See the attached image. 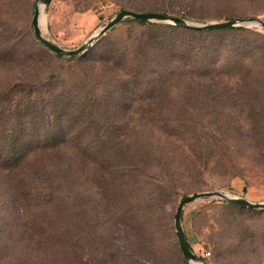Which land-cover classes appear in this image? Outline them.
<instances>
[{"label": "rangeland", "instance_id": "374dc122", "mask_svg": "<svg viewBox=\"0 0 264 264\" xmlns=\"http://www.w3.org/2000/svg\"><path fill=\"white\" fill-rule=\"evenodd\" d=\"M37 1L0 0V150L26 148L14 166L0 158V264H185L182 198L264 202L263 29L165 28L177 55L164 60L139 54L147 27L125 19L85 52L57 56L33 36ZM124 9L264 21V0H50L39 30L72 50ZM59 98L76 106L63 114ZM223 203L183 209L193 252L264 264V209Z\"/></svg>", "mask_w": 264, "mask_h": 264}, {"label": "water", "instance_id": "95a60500", "mask_svg": "<svg viewBox=\"0 0 264 264\" xmlns=\"http://www.w3.org/2000/svg\"><path fill=\"white\" fill-rule=\"evenodd\" d=\"M50 0H38L34 5L33 15L31 18V25L34 37L36 40L47 48L50 52L57 56H77L85 52L94 42H96L100 37L110 31L114 26L119 24L125 19H136L145 23H167L173 26L187 28L198 31H207V30H217V29H229L236 27H259L264 30V21L258 18H246V19H231L223 22H212V23H194L191 21H185L181 18L170 16L167 14L155 13V12H136L131 10H121L114 16L106 25H104L99 31L89 37L84 43L79 47L66 50L60 46L54 44L53 42L46 39L41 31L39 30V18L40 10L39 5L45 7L48 5ZM220 199L227 204H232L247 208L249 210H263L264 202L262 203H252L244 198L232 196L226 192L213 191V192H203L196 193L182 198L177 205L175 215H174V227L176 232L177 241L180 247V250L189 264H206L205 260L197 256L188 246L185 238V234L182 227V214L185 206L191 202L203 199Z\"/></svg>", "mask_w": 264, "mask_h": 264}, {"label": "trees", "instance_id": "16d2710c", "mask_svg": "<svg viewBox=\"0 0 264 264\" xmlns=\"http://www.w3.org/2000/svg\"><path fill=\"white\" fill-rule=\"evenodd\" d=\"M131 11H133V10H131ZM136 12H138V11H136ZM32 15H33V13H32ZM128 21H132V22H135V23H137L139 25H144V26L147 27L146 28V32L144 33V34H146V36H145L146 39L143 40L142 42H140V44H139V46H140L139 54H142V52H144V54L147 55V56H149V57H151V56H161L164 60L172 59L177 54L175 53V51H173L171 49L172 46H173V42H169V41L166 42V41H164V39L162 37V34H161V32L163 31V29H165V28L166 29L167 28H169V29H178V30H181V31H184V32H191V33L192 32H200L198 30L181 28V27L172 26V25H164V24H156V23H145V22H142V21H139V20H136V19H128ZM31 27H32V25H31ZM217 30H226V29H217ZM217 30H207L205 32H212V31H217ZM239 30H243V29L240 28ZM33 36H34V34H33ZM35 40H36V38H35ZM40 45H42V44H40ZM71 58L74 59L76 57H71ZM9 96H10V98L8 99V102H9V104L11 106L14 105L16 102H18V100H19L18 97L14 98L12 95H9ZM58 103L60 104V107H59L58 110L61 111V112H63V114L66 113L65 112V107L66 106H70L72 108H74L76 106L75 104L70 103V100L69 99H67V100H60V98H59ZM14 110L16 111L17 110V107H14ZM13 114H15V115H13ZM13 114H10L11 116H9V117H16V118L18 117L17 116L18 112L17 113H13ZM16 130H18V129L12 128V131H11L10 134L7 133L6 131L2 132L1 133L2 134V138L4 140L14 138L15 135H16ZM19 133H21V132L19 131ZM25 149H26L25 147H16V148L14 147V150H12L13 152L10 155H7L6 154V152L8 150H5V149L4 150H0V158H3V162H4L3 164H6V165L12 164L13 166H14V164H18L19 161H22V158L24 156ZM223 204H225L226 206L243 208V207L236 206V205H232V204H227V203H223ZM253 211H255V210H253ZM185 238H186V242H187L189 248L192 250V248H191V246H190V244H189V242L187 240L186 234H185ZM179 249H180V247H179ZM181 254H182V252H181ZM182 259H183V262L185 264H189L185 260L183 254H182Z\"/></svg>", "mask_w": 264, "mask_h": 264}, {"label": "built area", "instance_id": "2783aa9c", "mask_svg": "<svg viewBox=\"0 0 264 264\" xmlns=\"http://www.w3.org/2000/svg\"><path fill=\"white\" fill-rule=\"evenodd\" d=\"M208 255H209V253H206V254H205V256H208Z\"/></svg>", "mask_w": 264, "mask_h": 264}]
</instances>
